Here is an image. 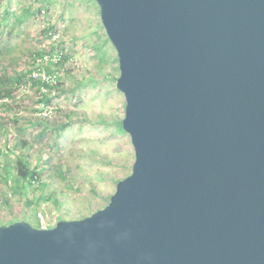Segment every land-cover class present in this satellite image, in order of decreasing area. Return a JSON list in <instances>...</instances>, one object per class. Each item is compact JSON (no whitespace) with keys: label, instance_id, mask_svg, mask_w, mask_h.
<instances>
[{"label":"water","instance_id":"1","mask_svg":"<svg viewBox=\"0 0 264 264\" xmlns=\"http://www.w3.org/2000/svg\"><path fill=\"white\" fill-rule=\"evenodd\" d=\"M131 171L52 227L0 225V264H264V0H94Z\"/></svg>","mask_w":264,"mask_h":264},{"label":"rangeland","instance_id":"2","mask_svg":"<svg viewBox=\"0 0 264 264\" xmlns=\"http://www.w3.org/2000/svg\"><path fill=\"white\" fill-rule=\"evenodd\" d=\"M5 9L11 12L7 16ZM34 50H51L41 61L51 67L49 61L61 60L59 54L65 59L48 75L33 62ZM26 69L53 86L28 80L4 99L8 104L0 103V150L9 158L26 154L32 166L42 169L47 186L15 189L13 177L0 176V225L25 216L33 226L52 227L59 219L81 218L105 206L134 161L129 134L120 128L125 100L116 87L118 57L96 2L0 0V73ZM43 93L50 98L47 104L38 99ZM40 118L51 126L63 125L56 146L55 134L33 123ZM20 139L29 143L21 150ZM13 144L19 147L12 150ZM6 171L0 157V174ZM35 194L41 195L36 202L26 203Z\"/></svg>","mask_w":264,"mask_h":264},{"label":"trees","instance_id":"3","mask_svg":"<svg viewBox=\"0 0 264 264\" xmlns=\"http://www.w3.org/2000/svg\"><path fill=\"white\" fill-rule=\"evenodd\" d=\"M5 15L7 16L8 14H10V10L9 9H5ZM53 27V25L51 24L48 29H51ZM48 31V30H46ZM57 45V44H56ZM54 46H52L51 49H53ZM58 52H62L61 48L59 49ZM45 54H51V50H34L33 52V57L32 60L33 62L37 63L38 65H42L43 69L46 71L45 73H47L48 75L53 74L54 72V68L60 67L62 66V60L65 59V55L64 54H59L58 57L61 58V60H58L56 62H50L49 63L52 65V67L48 64H42V58ZM39 57L41 60L39 62H37L36 58ZM8 72L3 71L2 73H0V100H1V105H6L8 104L6 100L4 99H9L13 97V93L16 91V89L18 88V85L20 86L22 83H26L28 80L31 81V85H35L37 84L38 86H46V87H51L53 86V84L50 83L49 80H41V78H33L32 76H30V73L32 72V69H26V70H20L17 71L18 73L16 74H10V73H5ZM39 101L44 102L45 104L49 103L50 98L46 95V94H41V97L38 98ZM17 117H14V120H16ZM33 123L36 124H41L43 126V130L42 131H51L53 132L54 135V139H53V144L56 146V140H57V136L60 128L63 127V125H48L46 122H44L41 118L37 121H34ZM3 124L0 123V127H2ZM120 128L122 129V127L120 126ZM19 145H20V150L22 147H25L27 145H29L28 142H26L24 139H20L19 141ZM19 147L17 144H13L12 145V150H14L15 148ZM8 148V149H11ZM0 157L2 159V164L4 166L5 169H7L5 175H3L2 173L0 174V176L3 177L4 180H7L6 174H8L9 177H13V180L15 181V189L18 188H25L27 185L28 186H33V190L38 191L41 187H46L47 186V181L43 180V176H42V169L39 168L36 165H31L30 162L28 161V156L26 154H24L23 152H19L18 154H16L14 156V158H9L6 157V152L0 150ZM46 158H48L46 156ZM58 163H56V165H58ZM59 175L62 177L63 176V171L60 170L59 171ZM41 196V195H40ZM39 195L35 194V197H30L26 203H33L36 202V200L38 199V197H40ZM53 201H55V203L57 205L61 204L59 197H55L53 198ZM25 218V216L22 217H14V219L8 221L6 224L13 222L15 220L18 219H23ZM36 226H40L39 223H37Z\"/></svg>","mask_w":264,"mask_h":264}]
</instances>
